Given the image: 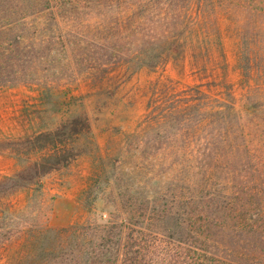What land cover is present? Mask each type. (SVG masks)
I'll return each mask as SVG.
<instances>
[{
    "label": "rangeland",
    "instance_id": "rangeland-1",
    "mask_svg": "<svg viewBox=\"0 0 264 264\" xmlns=\"http://www.w3.org/2000/svg\"><path fill=\"white\" fill-rule=\"evenodd\" d=\"M147 5L125 15L121 39L109 17H79L121 47L97 51L106 73L60 51L44 94L0 88V264H177L180 247L226 250L191 236L209 217L205 154L229 138L233 166L212 184L227 191L232 171L248 191L254 230L233 246L238 264H264V0ZM167 40L180 47L163 63L134 67V52Z\"/></svg>",
    "mask_w": 264,
    "mask_h": 264
},
{
    "label": "trees",
    "instance_id": "trees-1",
    "mask_svg": "<svg viewBox=\"0 0 264 264\" xmlns=\"http://www.w3.org/2000/svg\"><path fill=\"white\" fill-rule=\"evenodd\" d=\"M153 1L155 0H0V88L25 85L44 94L49 89L46 77L58 69L56 65L60 60V51H67L66 54L71 56L78 54L77 56L81 58L79 65L93 67L97 65L103 73H106L107 64H99L96 58L97 51L102 50L115 57L119 55L121 47L108 45V40L104 44L101 43L105 41L102 40V35L108 30L94 28L92 20H81L79 17L92 9L90 13H99L96 14L101 16L99 18L109 17V20L105 22L114 24V30L116 28V33L121 39L125 15H130L129 18H131L136 10L147 4L149 6ZM102 11L105 12L103 15ZM133 20H135L134 17ZM109 40L114 39L109 38ZM159 43L161 44L150 46L140 54L139 51L134 52L135 58L132 59V61L136 60L134 67H158L164 61L165 52L170 53L173 49L180 47L176 40ZM217 111H221V108ZM228 140L223 143L218 139L216 142L227 147L229 151L220 150L221 152L205 154L206 165L209 166L207 167L208 184L205 188L209 217L206 221V231L191 236L203 238L210 245L219 244L218 249L224 244L226 250L210 252L197 248L195 250L197 252L201 250V254L190 258V255L186 253L189 252L188 250L177 247L179 249L175 253L177 264H197L198 261L203 264H238V251L233 246L235 245L234 236L237 230L245 232L254 230V217L248 216L251 210L246 205L240 204L241 196L248 191L240 189V184L234 180L236 174L233 175L231 169L229 170L231 181L228 180L227 185L231 186L227 191L223 192L216 184H212L213 181L219 180L220 173L217 172V166H233L234 141L232 138ZM257 227L255 231H258L261 238L264 230H258ZM68 228L73 230L83 227L72 225ZM214 230H217L216 234ZM65 232L68 230L66 229ZM179 239L177 236L176 241L182 245ZM30 252L32 254V251Z\"/></svg>",
    "mask_w": 264,
    "mask_h": 264
}]
</instances>
